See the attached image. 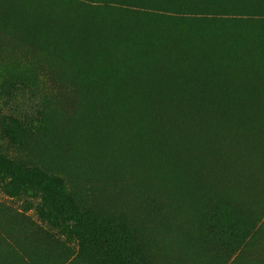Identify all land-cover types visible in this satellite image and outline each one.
I'll return each instance as SVG.
<instances>
[{
  "label": "rangeland",
  "instance_id": "1",
  "mask_svg": "<svg viewBox=\"0 0 264 264\" xmlns=\"http://www.w3.org/2000/svg\"><path fill=\"white\" fill-rule=\"evenodd\" d=\"M0 264H264V0H0Z\"/></svg>",
  "mask_w": 264,
  "mask_h": 264
},
{
  "label": "trees",
  "instance_id": "2",
  "mask_svg": "<svg viewBox=\"0 0 264 264\" xmlns=\"http://www.w3.org/2000/svg\"><path fill=\"white\" fill-rule=\"evenodd\" d=\"M96 24L94 23V22H91V23H85L84 24V26L85 27H88V28H85L84 26H82V23L81 24H79L78 25V28L81 30V31H89V33L88 34H83L84 36H86V35H89V36H87L86 38H88L89 40H92L93 38H95V37H97V36H93V34H94V32H95V28H94V26H95ZM90 27V28H89ZM97 27V26H96ZM98 28V27H97ZM62 33V32H61ZM51 34L52 35H55V34H58V32L56 31V29H52L51 30ZM85 38V39H86ZM91 38V39H90ZM54 39H59V43L60 44H64L63 43V40L62 39H64V38H62V36H58V37H56V38H54ZM89 40H85L86 42H89ZM59 51L60 50H62V48H57ZM164 130H168V129H164ZM174 130V132L175 133H177L178 132V130H176V129H173ZM180 131V130H179ZM167 133H168V131H167ZM163 154H165L164 156H165V158L168 160V162H169V164H170V160L172 159L173 161H174V159H176L177 160V151H176V148H173V147H168V149H166L165 151H164V153ZM175 162V161H174ZM172 166H173V164H172ZM153 169H156V168H153ZM36 172L38 171L37 169L35 170ZM43 177V179H45V176H42ZM158 177V176H157ZM49 183V182H48ZM69 213V215H71L72 217H74V212H71V211H69L68 212ZM80 237H82V238H86L83 234H81V232H79V231H77L76 232ZM100 235L101 234H98L97 236H95V238H94V241L95 242H98L99 240H100Z\"/></svg>",
  "mask_w": 264,
  "mask_h": 264
},
{
  "label": "bare ground",
  "instance_id": "3",
  "mask_svg": "<svg viewBox=\"0 0 264 264\" xmlns=\"http://www.w3.org/2000/svg\"><path fill=\"white\" fill-rule=\"evenodd\" d=\"M33 13V12H32ZM30 16V15H29ZM29 21V20H28ZM33 22V21H32ZM32 22H31V24H32ZM90 28V27H89ZM98 34H99V32H98Z\"/></svg>",
  "mask_w": 264,
  "mask_h": 264
}]
</instances>
